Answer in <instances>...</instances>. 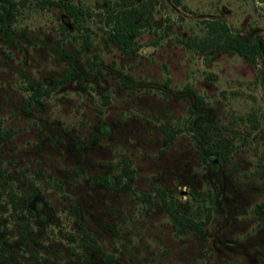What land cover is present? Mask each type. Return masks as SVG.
I'll use <instances>...</instances> for the list:
<instances>
[{
    "label": "rangeland",
    "instance_id": "rangeland-1",
    "mask_svg": "<svg viewBox=\"0 0 264 264\" xmlns=\"http://www.w3.org/2000/svg\"><path fill=\"white\" fill-rule=\"evenodd\" d=\"M45 1L0 0V264H264V0Z\"/></svg>",
    "mask_w": 264,
    "mask_h": 264
},
{
    "label": "trees",
    "instance_id": "trees-1",
    "mask_svg": "<svg viewBox=\"0 0 264 264\" xmlns=\"http://www.w3.org/2000/svg\"><path fill=\"white\" fill-rule=\"evenodd\" d=\"M48 6L58 7L60 10L65 11L69 16L73 19L77 18L75 11L70 3L61 0H46L45 1ZM122 21L124 23L113 25L114 33L113 36L117 43L120 46H125L130 42L131 35L136 34V27L132 24V20L128 19L126 15H122ZM208 31L205 37L198 41H192L191 43L187 42L186 44L194 45L199 49H208L215 48L222 52L233 51L238 55L246 58L249 62L254 63L255 54H256V45L252 42H249L241 37H237L235 35L230 34L227 31V28L216 21H210L207 24ZM71 79V76H64L60 79L54 80L51 88H56L60 84L66 83ZM4 135L0 133V138H3ZM32 197V196H31ZM163 206L166 213L171 217L174 221V225L176 227L177 234H182L186 231V229L193 230L194 232L200 234L203 230V227L207 224L209 220V213L205 214L204 219L202 220H194L191 217L185 216L182 213H179L175 207H172L164 200ZM73 215L75 219H78L77 208L73 207ZM79 223V222H78ZM80 224V223H79ZM81 228V225H79ZM88 237V235H86ZM90 242L89 251H99V247L94 243V240L88 238Z\"/></svg>",
    "mask_w": 264,
    "mask_h": 264
}]
</instances>
